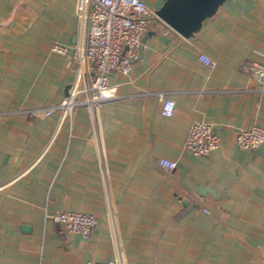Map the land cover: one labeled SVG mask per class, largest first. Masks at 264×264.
<instances>
[{
	"label": "crops",
	"instance_id": "1",
	"mask_svg": "<svg viewBox=\"0 0 264 264\" xmlns=\"http://www.w3.org/2000/svg\"><path fill=\"white\" fill-rule=\"evenodd\" d=\"M76 4L0 0V264H264V144L237 142L264 127V0H226L190 37L152 20L132 70L109 77L114 98L45 116L74 80ZM200 119L220 142L205 156L185 146ZM63 210L97 225L69 232Z\"/></svg>",
	"mask_w": 264,
	"mask_h": 264
},
{
	"label": "built area",
	"instance_id": "2",
	"mask_svg": "<svg viewBox=\"0 0 264 264\" xmlns=\"http://www.w3.org/2000/svg\"><path fill=\"white\" fill-rule=\"evenodd\" d=\"M75 12L81 36L73 47L74 80L61 102L41 108L45 116L58 111L64 118L78 106L94 110L114 98L115 88L109 84L111 73L116 70L130 72L152 20L163 21L146 0H77ZM52 48L60 54H66L68 49L59 42L54 43ZM199 59L210 68L216 65L205 53H200ZM252 71L258 80L264 82V64L254 62ZM158 96L163 101L162 114L172 115L175 101L164 92H158ZM237 142L247 149L264 144V127L241 129ZM219 143L212 124L202 119L192 123L185 140L187 150L196 156L209 155L218 148ZM159 164L173 170L177 161L161 157ZM54 219L69 232L83 236H89L98 222L93 213L73 210H63L55 214ZM88 264L121 263L118 259H100Z\"/></svg>",
	"mask_w": 264,
	"mask_h": 264
},
{
	"label": "water",
	"instance_id": "3",
	"mask_svg": "<svg viewBox=\"0 0 264 264\" xmlns=\"http://www.w3.org/2000/svg\"><path fill=\"white\" fill-rule=\"evenodd\" d=\"M226 0H157V15L184 37L193 36ZM142 39V45L144 43Z\"/></svg>",
	"mask_w": 264,
	"mask_h": 264
}]
</instances>
